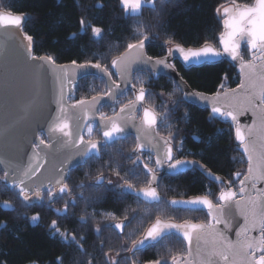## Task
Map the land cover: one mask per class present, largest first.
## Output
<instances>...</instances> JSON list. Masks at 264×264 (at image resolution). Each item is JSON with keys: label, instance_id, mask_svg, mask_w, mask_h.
Instances as JSON below:
<instances>
[{"label": "snow or ice", "instance_id": "obj_1", "mask_svg": "<svg viewBox=\"0 0 264 264\" xmlns=\"http://www.w3.org/2000/svg\"><path fill=\"white\" fill-rule=\"evenodd\" d=\"M167 2L168 0H118L120 11L132 22L130 40L124 45L120 55L111 59L110 64L103 62V57L96 58L95 62L71 61L75 69L83 70L84 76L92 75L87 71L88 69H95L105 88L91 96L90 100L76 99L69 107L65 103L64 89L68 86L70 99L78 91V86L74 83L75 75L70 76L65 71V66L57 65L51 56L34 54L33 36L28 34L24 27L28 17L23 12L16 11L11 5V0H0V27H12L20 37L17 51L13 54L5 53L3 56L6 120L15 115V123H23L31 136L27 139V145L31 148V156L28 157L27 163L24 166L16 165L11 169L6 167L3 175L0 176V181L5 187L14 189L17 198L26 205L30 203L32 197L43 201L47 196L49 206L57 199L67 197L63 210L55 209L58 216L64 219L68 218L69 209L77 207L79 203L86 206L103 203L106 196L93 195L100 193L101 190L117 197L115 203L132 196L137 205L146 204L153 208L166 205L173 211L206 210L204 214L207 223L193 222L190 219L182 223H174L171 220L165 221L157 215L151 225L144 230L140 239H132L131 248L126 245L121 246L120 251L131 252L135 256L143 249H160L164 247L165 241L181 238L180 243L185 246L187 255L178 256L169 251L166 257L155 258L149 264H190L188 257L193 254L194 237L199 241L204 233H211L219 239L223 250L213 254L218 255L225 264H234L228 254L233 249H236L233 255L239 256L241 264H264V150L257 157L259 163L254 166L255 141L251 136L256 120L254 119L252 125L248 126L241 124L239 119L249 110L253 117L259 114L261 139H264V0H253L252 3L229 0L227 6L224 4L217 6L216 16L223 29L218 37L219 49L207 46V42L198 49H185L180 45L172 48L167 47L173 43L172 39H166L161 45L166 47V55L162 59L154 58L148 55L146 48L159 39V35H156L154 30L161 32L166 25L147 24L144 22V14L147 12L154 18L161 17ZM78 23L81 32H91L92 42L102 41L105 34L102 27L94 26L83 18ZM25 41L27 43H24ZM244 52L248 54L249 59L245 60ZM177 53L182 57L185 65L202 63L209 58L218 59L222 56L239 64L241 73L239 90L246 97L250 108L222 103V97L228 96L229 93L233 96L237 94V89L229 88L226 83L229 79L227 74L223 76L218 89L209 95L205 91L190 90L187 81L179 76V73H177L179 78L173 83L175 91L183 93L182 97L169 104L168 100L163 99L162 92L159 95L161 107L149 106L154 95L150 85L154 81L149 79L145 82L137 73L147 71L155 76L162 70L170 69L175 72L176 66L173 60L178 58ZM14 65L23 66L30 85V94L22 103L10 94L9 78ZM50 65L60 68V73L56 77L59 81L56 114L54 118L47 117L44 125L33 126L31 117L41 115L43 112V105L40 103L42 80L51 71ZM129 96L132 98L128 99ZM122 97L127 99V103H121ZM201 104L209 111L210 121L216 122L217 118H220L228 122L230 137L234 138L237 149H242V157H247V170L234 172L227 181L214 175L199 160L177 158L176 153L184 155V141L170 131L171 125L167 124L170 113L176 111L180 105L190 107ZM117 106H119L118 110ZM105 107L111 109V115L104 111ZM185 115L188 116L189 113L186 112ZM137 119L139 123L136 122ZM49 120L50 123L47 122ZM94 126L102 139H91ZM161 126H164L163 131L168 132L167 137L161 135ZM10 127L11 125L6 123L5 133ZM129 128L136 131L135 147L132 149L133 154L125 159L132 161L135 167L122 175L119 170L121 166L110 160L106 167L102 165L97 170L92 183L81 182L70 187V183H73L70 167L73 161L79 158V162L87 165L90 160H102L104 154L111 157L108 149H116V155L122 156V149L116 148V145L127 140ZM85 129L87 139L84 134ZM7 143L6 136L5 150ZM23 148L24 145H17V151ZM146 148L147 162L143 159ZM261 148L264 149V145H261ZM46 165L49 167L46 168ZM140 165L143 167L139 174L145 177V186L138 188L131 180L124 179V175L137 176V168ZM41 170L48 174L44 175ZM162 170H166L169 175L180 174L186 170H200L205 177H209L213 183L219 185L218 191L213 192L209 187L206 194L201 197L183 201L175 199L165 201L158 191L162 187V177L159 175ZM107 171H111L118 179L113 180L111 176H106ZM85 177L92 178L89 173H86ZM241 200L245 202L243 208ZM0 207L9 209L11 204L5 201ZM236 213L243 217L244 223L237 226L238 230L235 232L237 240L234 244L228 237V231L233 227L231 220ZM97 215H102L105 220L118 219L113 211L93 210L89 213L85 210V213L79 217L78 223L86 228L89 220H95ZM136 218V216L129 218L127 210H123L122 220L126 223H105L103 227L99 222L96 223L94 232L96 238L101 241L100 251L105 257L104 264H121V261L111 255L112 249L104 251L106 244L102 238L103 232H115L123 239L126 229ZM39 219L38 214L33 215L31 222L36 223ZM221 224L224 225V229L219 227ZM4 226L0 224V227ZM253 232L257 234L252 235ZM48 234L51 238L58 239L64 247L74 248L81 255H88L84 247L87 243L86 237L62 230L56 220L51 222ZM119 254L117 252V256ZM94 259L95 257L90 256L87 264H93ZM127 259L129 257H121V260ZM31 264H39V262L33 261ZM54 264H65V257H56ZM207 264H213L212 260L209 259Z\"/></svg>", "mask_w": 264, "mask_h": 264}, {"label": "trees", "instance_id": "obj_2", "mask_svg": "<svg viewBox=\"0 0 264 264\" xmlns=\"http://www.w3.org/2000/svg\"><path fill=\"white\" fill-rule=\"evenodd\" d=\"M228 2L229 0H168L161 17L154 18L145 12V23L166 25V28L161 32L154 30V33L159 35V39L153 41L152 45L146 48L148 55L154 58H163L166 55V47H161V45L166 39L173 41L167 47L180 45L186 49L200 48L205 46V42H207V45L219 49L218 37L223 29L218 23L215 9L221 4L227 6ZM243 2L252 3L253 0H243ZM11 5L16 11L23 12L28 17L24 27L25 31L33 36L34 54L51 56L58 65L71 64L72 60H76L78 63L89 60L95 62V59L100 57L104 58L103 62L110 64L111 59L120 55L124 45L129 42L132 35L130 26L132 22L124 17L120 11L118 0H11ZM81 18L105 30L101 42H92L90 31L87 33L80 31L78 21ZM74 33L77 35H73ZM243 54L245 60L249 59L246 52ZM173 63L180 76L187 81L192 90L205 91L212 95L218 89L225 74L229 77L226 82L229 88L234 89L240 83L241 77L236 63L226 58L217 63L204 64L198 67H186L179 60ZM137 75L141 76L145 82L149 79L154 81L150 85L154 95L149 106L161 107L159 95L162 92L164 93L163 99L168 100L169 104L174 100H179L183 95L180 91H175L173 80L166 76L156 77L146 71L137 73ZM76 85L78 91L72 95L71 99L69 98V102L72 104L76 99H90L91 96L105 88L102 81L96 76L83 77ZM131 98V96L128 97V99ZM121 103H127V99L122 97ZM104 111L108 115L112 114L108 107H105ZM186 112L189 113L188 116L185 115ZM208 117L209 111L205 108L180 105L176 111L170 113L167 124L171 125L170 131L176 133L184 141V155L181 156L176 153L177 158L199 160L214 175L227 181L234 172L246 171L248 164L246 158L241 155L242 151L237 149L234 138L229 135L228 122L220 119L213 122ZM161 127V135L167 137L168 132L163 131L164 126ZM85 137L88 138L86 131ZM91 139H101V135L95 126ZM128 142H131L130 147H132V141L127 139L117 144L116 148L121 149L123 144ZM108 152L111 153V157L104 154L102 160H90L87 165L77 168L75 173L71 174V180L76 179L78 183L88 184V180L91 178H86L85 174L89 173L94 178L97 170L102 165L106 167L110 160H114L121 166L119 170L122 175L134 168L130 165L125 169L121 165L123 160L120 155H116V149H108ZM202 152L203 159L201 160ZM140 170V167L137 168L139 178L131 179L133 176L124 175V179H130L136 186L144 185L145 177L139 174ZM106 174L113 173L107 171ZM161 184L162 187L158 191L161 198L167 201L204 196L209 187L213 192L218 191L219 187L209 177H205L200 170H191L178 176H164ZM93 195L106 196V200L91 206L81 204L83 205L82 211L77 210L81 206L79 203L77 207L73 208L72 213L61 227L64 231L75 232L86 237L87 243L84 247L88 255H81L74 248L64 247L58 239L49 236V227L54 217L52 212L46 208L44 201L26 205L17 198L14 189L1 184L0 206L8 201L11 205L13 203L14 207L9 209L0 207V224L5 225L0 227V264H31L33 261H38L39 264H54L58 256L65 257V264H87L90 256L95 257L93 264H104L105 257L100 251L101 241L96 238L94 229L97 222L100 223L101 227L108 222L102 215H97L94 222L89 220L88 227L83 228L78 223L79 217L85 213V210L89 213H92L93 210L97 212L107 210L113 211L118 217L117 220H121L123 210H127L128 216H134L139 206L134 203L132 197L124 198L122 202L115 203L114 201L118 198L112 193H104L103 190ZM169 209L174 212L171 208ZM178 212L184 214L186 218L175 217L164 220L178 223H182L186 219L193 220V222L207 220L204 211ZM37 214L40 219L36 223H32L31 217ZM154 219L138 232V237L143 234ZM111 235L117 237L115 238L117 240H122L115 232L104 231L102 234L106 244L104 251L112 249L111 252L117 253L119 252L118 241L116 242ZM170 242L175 243V245L168 246L170 249L164 247L165 249L170 251L176 246L171 252L172 254L178 256L186 254L185 246L180 243V238L165 241L166 244ZM164 248H148L141 250L135 256L129 255V260L134 259L130 264H147L155 258H160L163 256L162 249Z\"/></svg>", "mask_w": 264, "mask_h": 264}, {"label": "water", "instance_id": "obj_3", "mask_svg": "<svg viewBox=\"0 0 264 264\" xmlns=\"http://www.w3.org/2000/svg\"><path fill=\"white\" fill-rule=\"evenodd\" d=\"M20 40V37L16 34V30L12 27H0V161H4L3 163H0V167L2 171L8 167V168H14L16 165L24 166L27 163L28 157L31 156V148L27 145V139L31 138L30 133L26 129L25 125L23 123L16 124V116H10L6 120L5 115V106H4V63H3V56L5 53L13 54L17 51L18 42ZM24 43H27L26 41ZM147 43V42H146ZM176 45L171 46L174 48ZM209 47H213L211 45H207ZM185 48V47H184ZM215 48V47H214ZM186 49V48H185ZM192 49H198V48H192ZM178 57L177 59L173 60H179L182 64V57L179 56V53L176 54ZM224 58L231 61L230 58L226 56H222L220 58H209L207 61L202 63H191L188 65L183 64L186 67H198L202 66L204 64H211V63H217L223 60ZM162 59V58H161ZM234 62V61H232ZM236 63V62H234ZM58 65V64H57ZM238 73L241 77L240 73V67L239 64H237ZM62 66H65V71L71 76L75 75V81L76 84L80 79L83 77H86L83 75V70L75 69L71 64H64ZM51 71L43 77L42 80V97L40 100V103L43 105V112L41 115H35L31 117L33 126L38 125H44L46 123V118L49 116H52L54 118L56 114L57 104L56 99L57 92L59 89V81L56 79V77L60 73V68L58 66H49ZM88 72L92 73V75L88 76H96V70L95 69H88ZM147 72V71H146ZM178 71L175 72L168 70H162L158 73H156V77L158 76H166L173 81L178 79L177 76ZM180 76V74H179ZM9 84H10V94L13 95L19 102H24V100L29 96L30 94V85L28 84L27 80V74L23 68L22 65H14L13 66V72L9 78ZM188 85V84H187ZM188 88L192 90L189 85ZM237 89V94L232 95L229 93L228 96L222 97L221 101L222 103H227L232 106H242V107H249L246 97L240 92L239 86L234 88ZM64 95H65V103L70 107L72 103L69 102V88L68 86L64 89ZM90 100V99H89ZM200 108H204L203 105H195ZM220 119V118H217ZM241 124L243 125H252V121L256 120V126L252 130V136L251 139L255 141L254 145V152H253V165L255 166L257 163H259L257 157L259 156L260 152L264 149L261 148V145H264V139H261V121L259 118V114L257 117H253L251 110L247 111L244 115L239 117ZM47 122H51L50 120ZM139 123V119L136 121ZM6 123L8 125H11L8 132L5 133V127ZM86 130V129H85ZM84 130V133H85ZM129 136L135 137L136 131L135 129L129 128L128 129ZM247 134V132H246ZM7 136V150H5V137ZM128 136V137H129ZM102 137V136H101ZM146 143V142H145ZM17 145H24V148L20 151H17ZM242 151V149H240ZM145 152L147 151V148L145 149ZM246 161L247 157L245 156ZM248 164V163H247ZM83 163L79 162V158L73 161L72 165L70 166L72 169L82 166ZM46 168L49 166L46 165ZM248 167V166H247ZM44 175H47L48 173L44 170H41ZM191 170H186L180 174H184ZM162 173L160 174L161 177L163 176H178L180 174L176 175H169L166 170H162ZM217 176V175H216ZM3 183V182H2ZM201 197V196H200ZM197 197L189 198V199H175L178 201L183 200H191ZM32 200L37 201L35 197H32ZM245 205V202L241 200V207L243 208ZM183 207V206H181ZM206 211V210H204ZM166 221V220H165ZM174 223H178L175 221H171ZM231 223L233 225L232 229L228 231V237L233 243L235 244L237 238L235 235V232L238 230L237 226L242 225L244 223L243 217L236 213L234 215V218L231 220ZM221 229H224V225L221 224L219 226ZM119 231V230H117ZM257 233L253 232L252 235H256ZM181 239V238H180ZM243 239V237H241ZM144 250V249H143ZM222 245L218 238H216L211 233H204L201 235V238L199 241H196L194 237L193 242V254L191 257H188V260L190 261V264H207L208 260L211 259L213 264H225L223 260L220 259L218 255H214L213 253L216 251H222ZM236 251V249H233L231 252H229L230 260L234 262V264H241L239 256L233 255V253ZM130 254H132L130 252ZM149 264V263H147Z\"/></svg>", "mask_w": 264, "mask_h": 264}, {"label": "rangeland", "instance_id": "obj_4", "mask_svg": "<svg viewBox=\"0 0 264 264\" xmlns=\"http://www.w3.org/2000/svg\"><path fill=\"white\" fill-rule=\"evenodd\" d=\"M130 144H131V142L125 143V144H123V146L121 148L123 151V155L120 156L121 159L123 160L121 165L124 166L125 169L128 168L130 165L133 166L132 161L125 159L128 156L127 152L131 149ZM242 172H245V171L243 170ZM91 180H92V178L89 179L88 182H91ZM43 201H44V199H43ZM43 201H40V202L42 203ZM165 201H167V200H165ZM37 202H39V200ZM30 203H34L32 199H31ZM81 204H83V203H80L79 205H81ZM13 207H14V205L12 203L11 208H13ZM82 207H83V205H81L80 208H78L77 210L80 209L82 211ZM136 210L138 211V208ZM142 212H143L142 215L136 216L137 218L132 221V224L126 230V235L124 236V238L121 241L119 239L118 240L115 239L117 237H115L114 235L113 236L111 235V237H114L116 242L118 241L117 247H118V250L120 253L119 256H117V253L111 252V255L115 259L120 260L121 264H130L134 261V259L121 260V257H129L130 258L129 252L120 251L121 246L126 245L127 247L130 248L132 246V243H131L132 239H138L139 238L138 232L140 230H142L146 226V224L151 222V220H153L157 215H160L161 218H163V219L175 218V217L180 218V219L186 218L184 216V214H180L178 211L171 212L170 209L166 205H160L159 208H153L151 206H147V207H144L142 209ZM131 217L132 216L129 215V218H131ZM91 221L94 222V220H91ZM105 221H107L108 224H114L117 220H115V221L105 220ZM204 223H207V220H205ZM129 237H131V238H129ZM173 245H175V243H171V242L167 243V244L165 243L164 247L168 248V246H173ZM179 245H181V244H179ZM179 247H181V246H179ZM165 248L162 249L163 250L162 255L164 257H166L169 253V250H167ZM175 248H176V246H174L173 250H170V251L173 252ZM168 249H170V248H168ZM183 255H185V253ZM126 261H127V263H126Z\"/></svg>", "mask_w": 264, "mask_h": 264}, {"label": "flooded vegetation", "instance_id": "obj_5", "mask_svg": "<svg viewBox=\"0 0 264 264\" xmlns=\"http://www.w3.org/2000/svg\"><path fill=\"white\" fill-rule=\"evenodd\" d=\"M86 131V130H85ZM85 134V133H84ZM101 139H102V137H101ZM127 139H130L131 141H132V147H131V149L127 152V155L129 156V155H132L133 154V152H132V149L135 147V140H134V137L133 136H129ZM143 159L145 160V162H147V159H148V152H145V155H144V157H143ZM152 159L154 160L155 159V156L153 155L152 156ZM84 165V164H83ZM82 165V166H83ZM79 167H81V166H79ZM79 167H76V168H73L72 169V172H71V174H73V173H75V170L77 169V168H79ZM133 167H135L134 166V164H133ZM142 167H143V165H140V168L142 169ZM247 170V169H246ZM162 172H160V174H161ZM159 174V175H160ZM3 175V171H2V169H1V167H0V176H2ZM106 176H111V178L113 179V180H116V179H118L115 175H113V174H106ZM74 178V177H73ZM137 178H139V176H135L134 178H132L131 177V179H137ZM164 178V176L162 177V179ZM93 179V178H92ZM73 181V183L72 184H70V187H73L74 186V184H79L77 181H76V179H72ZM162 181V180H161ZM90 183H92V180H91V182H88V184H90ZM1 184H3L2 183V181H0V185ZM145 186V184L144 185H137L136 187H144ZM88 193H86V195H87ZM160 194V193H159ZM161 196V195H160ZM129 197H132V196H129ZM133 198V201H134V203H135V199H134V197H132ZM32 199V198H31ZM68 198L67 197H65L64 199H57L56 200V202L55 203H53L52 205H50L49 206V204H48V198H47V196H45L44 197V203H45V205H46V208H48L51 212H52V215H53V220H56L57 221V223H58V225L60 226V227H62V225H63V222L66 220V219H64L62 216H58V214L56 213V211H55V209H60V210H63V207H64V203L66 202V200H67ZM38 201V200H37ZM37 201H34L33 200V202H37ZM137 205V204H136ZM139 207H138V211L134 214V216H137V215H142V209L144 208V207H147V206H150V205H146V204H141V205H138ZM72 211H73V208H71V209H69V212H68V214H67V216L69 217V215L72 213ZM163 219V218H162ZM52 220V221H53ZM51 221V222H52ZM166 221H168V220H166ZM118 222H125L126 223V221H123L122 219L121 220H117L115 223H118ZM114 223V224H115ZM151 224H149L148 225V227L150 226ZM147 227V228H148ZM127 230V229H126ZM125 233H126V231H125ZM124 233V234H125ZM123 234V235H124ZM142 237V235L138 238V239H140ZM137 239V240H138ZM132 247V246H131ZM130 247V248H131ZM129 255H132V254H130V252H129ZM185 255H187V253L185 254Z\"/></svg>", "mask_w": 264, "mask_h": 264}]
</instances>
